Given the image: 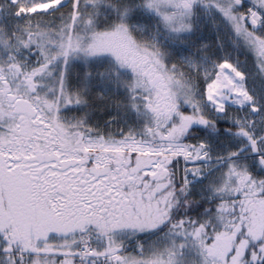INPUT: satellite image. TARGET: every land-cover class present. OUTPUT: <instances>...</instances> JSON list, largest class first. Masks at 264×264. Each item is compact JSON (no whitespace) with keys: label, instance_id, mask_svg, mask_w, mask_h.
Here are the masks:
<instances>
[{"label":"snow or ice","instance_id":"6c2138e0","mask_svg":"<svg viewBox=\"0 0 264 264\" xmlns=\"http://www.w3.org/2000/svg\"><path fill=\"white\" fill-rule=\"evenodd\" d=\"M0 264H264V0H0Z\"/></svg>","mask_w":264,"mask_h":264}]
</instances>
